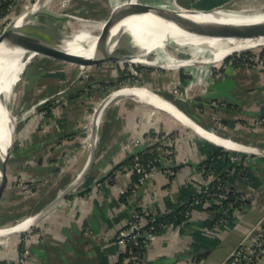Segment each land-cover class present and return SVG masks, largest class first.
I'll list each match as a JSON object with an SVG mask.
<instances>
[{
  "label": "crops",
  "instance_id": "0c3cea01",
  "mask_svg": "<svg viewBox=\"0 0 264 264\" xmlns=\"http://www.w3.org/2000/svg\"><path fill=\"white\" fill-rule=\"evenodd\" d=\"M164 1L184 5V0ZM50 64L53 68L48 71L38 66V72H32L23 107L48 95L63 94L54 98L46 118L35 113L22 121L3 199L10 200L12 190L19 197L15 190L22 182L46 180L50 181L51 201L77 178L90 156L89 116L115 85L113 75L119 71L116 65L94 66L88 70L93 80H80L78 65L54 59ZM142 72L144 86L168 98L200 127L221 138L264 149L263 68L253 69L244 60L228 58L218 73H212L213 80L204 90L193 92L187 90L189 81L179 70L163 73L153 67ZM175 81L184 86L180 94L169 90L168 84ZM169 148L174 149L175 157L167 154ZM149 149L160 156L159 166L146 183L138 184L130 159ZM216 180L243 196L240 209L225 215L222 204L214 199L199 198L189 204ZM188 204L179 220L175 214ZM137 213L156 221L175 216L162 221L143 264H224L244 237L261 233L264 154L215 143L166 109L134 94H123L103 110L90 170L50 211L45 221L49 226L43 228L40 239L27 240V256L31 264H116L133 244L121 242L120 232ZM19 252L18 236L0 238V261H14ZM254 264H264V255Z\"/></svg>",
  "mask_w": 264,
  "mask_h": 264
},
{
  "label": "bare ground",
  "instance_id": "6f19581e",
  "mask_svg": "<svg viewBox=\"0 0 264 264\" xmlns=\"http://www.w3.org/2000/svg\"><path fill=\"white\" fill-rule=\"evenodd\" d=\"M140 1L141 0H114L112 8L115 11L118 8V4L125 6H128V4L132 2L134 5L138 3L142 4V1ZM210 2V7H216L223 3L215 0H211ZM217 2L220 4H217ZM144 3L171 9L179 7L207 8L203 3L192 7L182 4L179 5L176 2L173 3L175 5H171L164 0H146L145 2L143 1V4ZM34 5L30 9H32ZM144 7L146 6L144 5ZM62 12L72 14L73 18L70 20H54L47 15H40L30 21L20 22L19 25L31 26L50 33L68 36L70 37L68 46L73 50L97 48L111 53L118 51L127 31L131 30L135 36L136 47H141L147 54H141L140 57L126 62H130L131 64L140 60L144 62H164L169 70H174L181 66H188L187 72L193 76V79L189 81L187 90H192V92L204 90L209 82L208 76L210 77V68L213 64H221L229 54L236 50L256 47L264 41V38L262 39L263 41H260L258 37L241 36L240 34L211 30L204 25L202 20L194 24L158 23L148 17L150 11L147 7L142 13L130 11L128 13H123L122 17H116L113 14L108 19L79 16L77 12L68 9ZM21 15H23V13ZM222 16L230 19L245 18L246 16L262 17L264 16V1L251 4L241 3L237 6L231 5ZM77 21H81V24L77 25ZM112 23L115 26L110 29ZM26 45V41L13 38L9 40L8 44H6L2 50H0V155L10 143V125H16L17 127V117L13 114L10 106L14 96V88L23 78V73L27 65L40 53L37 52L38 50H29L30 52H27L28 49H26ZM29 46L32 45L29 44ZM186 50L190 53L189 56L182 55ZM151 53L155 55L152 61L150 57H148V54ZM205 63L208 64L204 67L197 66ZM202 70L205 71L202 72ZM123 94H134L140 100L166 109L169 113L171 112L180 118L183 123L185 122L192 125L200 133L214 140L215 143L217 142L230 148H250L238 144L233 140L218 137L214 133L200 127L182 113L180 109L168 100V98L159 92H153L147 86H138L135 84L122 87L112 95V99H117ZM187 97L189 96H186V98ZM112 99L109 100L106 105H108ZM97 108L98 107H96L95 110ZM94 113L89 116L88 140L90 142V149L91 143L95 138L93 129L95 119L97 118ZM102 114L103 112H100L98 122L102 120ZM36 214L37 212H34L24 216L19 223L17 222L11 227L0 226V238L2 234L28 228L36 220Z\"/></svg>",
  "mask_w": 264,
  "mask_h": 264
},
{
  "label": "water",
  "instance_id": "95a60500",
  "mask_svg": "<svg viewBox=\"0 0 264 264\" xmlns=\"http://www.w3.org/2000/svg\"><path fill=\"white\" fill-rule=\"evenodd\" d=\"M234 3V1L223 2L221 5L216 7H195V8H165L151 4H133L130 3L128 6L119 7L114 11V16L122 17L123 13H128L130 11H136L142 13L144 9L150 11L148 17L158 23L170 24V23H185V24H194L199 20H202L205 26H207L211 30L221 31L231 34H240L241 36H253L264 38V16L262 17H253L246 16L245 18L238 19H230L225 18L222 14ZM144 5L146 7H144ZM40 15H47L54 20H70L73 18V15L68 12H62L58 9L50 8L49 4L43 2V0H37L32 9L26 10L23 12V15H17L16 18L12 19L9 23H7L3 30L0 33V50H2L6 44H8L11 39H18L26 41L27 45L25 46L28 49L27 52L38 50L41 54H44L49 57H53L56 60H61L64 62H70L72 64H97L102 62H116V61H131L137 57H140L141 54H147L141 47L135 45V36L134 33L129 30L127 31L121 46L119 47L117 52H108L102 51L100 49H88V50H73L68 46V42L70 37L54 34L47 32L42 29H38L31 26L19 25L20 22L30 21ZM22 18V19H21ZM21 19V20H19ZM115 25H111L110 29ZM12 44V43H11ZM32 45V46H29ZM253 48V47H251ZM239 49L235 52H239L246 49ZM30 50V51H29ZM229 54L228 56H230ZM227 56V57H228ZM151 61L154 59L155 55L153 53L148 54ZM226 57V58H227ZM137 64H142L148 67H160L164 65V62H144L142 60L134 62ZM144 86V85H138ZM113 90L109 94H107L104 99L99 104L98 108L95 110V119L94 122V140L91 143L90 156L89 159L81 171V173L77 176V178L70 183L61 193H59L53 200H51L42 210L37 212L36 220L26 229L31 228L37 221L43 218L49 211H51L58 203H60L64 198H66L69 194L73 192L78 183L84 178V176L90 170L92 163L95 159L96 154V141H97V132H98V116L100 112L102 113L106 104L109 100L112 99V95L121 89ZM153 92L158 93L155 89L150 88ZM113 100V99H112ZM179 109V108H178ZM181 111V110H180ZM182 112V111H181ZM183 113V112H182ZM186 115V114H185ZM187 116V115H186ZM190 118V117H189ZM191 119V118H190ZM9 133L11 136L10 143L8 147L3 151L0 155V202L2 201L5 190L9 181V161L15 155L16 149V141L18 135V129L16 125H10ZM219 137V136H218ZM226 139V138H224ZM241 144V143H238ZM250 148H234L237 150L251 152V153H259L264 154V149L256 148L251 145H245ZM23 230L12 231L9 234H17L18 232H22ZM6 234H2L1 236H5Z\"/></svg>",
  "mask_w": 264,
  "mask_h": 264
},
{
  "label": "rangeland",
  "instance_id": "374dc122",
  "mask_svg": "<svg viewBox=\"0 0 264 264\" xmlns=\"http://www.w3.org/2000/svg\"><path fill=\"white\" fill-rule=\"evenodd\" d=\"M37 0H11L9 4V13L7 16L3 17L0 20V28L1 26H5L7 23H9L12 19L16 18V15L22 14L26 10H29L34 3ZM181 2V0H179ZM201 1V2H200ZM211 0H184L183 4L185 6L186 2L188 4H192L191 6L195 5H200L201 3L206 2L207 4L211 3ZM219 2H228V1H234L232 3L233 6L240 5L241 3H261L264 0H215ZM43 2H46L49 4L50 8L58 9L60 11H66V8H70L72 10H77L78 13L77 15L79 16H84V17H92V18H98V19H108L113 15V8L112 6L114 5V0L107 1L106 0H43ZM217 2V4H220ZM199 3V4H198ZM1 4V0H0ZM216 4V5H217ZM109 7V13H108V7ZM124 5H119L118 8L122 7ZM117 8V9H118ZM123 16V15H122ZM120 17V16H119ZM130 20V19H128ZM77 25L81 24V21L76 22ZM4 28V27H3ZM260 41H263V38H259ZM245 51H252L254 55V60L249 62V61H244L246 62L245 64L253 69H264V41L261 42L259 45L256 47H253L251 49H246L242 50L239 52H245ZM238 52H235L228 56L227 58L224 59V61L221 64H213L210 68L211 73L210 77L208 76V81L209 83L212 82V73H218L219 70L225 65L226 61L228 58H231L234 54ZM45 56V57H42ZM183 56H189L190 53L186 50L182 53ZM46 56L44 54H37L33 60L27 65L25 72L23 73V78L17 83V85L14 88V96L13 100L10 103L11 109L13 114L16 115L17 117V129L20 128L22 121L25 119L30 118L33 116L35 113H38L39 117L41 119L46 118L47 114H50V112L53 110L52 104L55 101V97L60 96L63 94V92H59L57 95L53 96L51 99H49L51 96L48 95L33 105L23 107L25 103H23V94L24 92H27V88L32 84V72L37 73L38 72V66L48 68L45 71L50 70L52 67V64H50L53 59L56 60L53 57H49L50 59L47 61H44L46 59ZM70 63V62H67ZM208 63L197 65V66H206ZM48 65V66H47ZM79 66V71L77 73V76L80 78V80H93L91 77V73L88 71L92 67H103L104 65H109L108 67L110 68V65L113 67L116 65L117 74L113 75L112 80L116 81L115 85H113L111 90L109 91L112 92L115 89H118L119 87H127V86H132V85H143V72L144 69H153V67L149 68L148 66L142 65V64H137V63H130L126 61H116V62H102V63H97L87 65L85 63L81 64H75ZM215 65V66H214ZM217 66V67H216ZM184 67V68H183ZM155 70L156 68H159V70L163 71V73L167 72L168 67L164 64L160 67H154ZM189 67L188 66H181L178 68H175L174 70H179L180 72L183 73L184 76H186L187 81H191L193 77L191 74H185V71H187ZM134 69V70H133ZM136 69V70H135ZM186 69V70H185ZM110 70V69H109ZM205 70H202L204 72ZM77 77V78H78ZM110 77V76H108ZM109 80L111 78H108ZM189 82L186 84V88L188 87ZM170 87V91L174 93H182L184 90V86L182 85L181 82L175 81L173 83L168 84ZM107 93V94H109ZM49 99L48 101L45 102V100ZM104 99V97L98 102V104L94 107L93 113L95 111V108L99 106L101 101ZM32 111V112H31ZM30 112V113H29ZM89 132V131H88ZM20 144L19 140V134L17 135V141L16 145ZM15 193L17 195L20 194L19 197L15 198L14 193L12 190V193L9 192V197L11 199L9 200L8 197L3 199L0 202V226L2 227H11L15 223H19V221L26 215H30L34 212H38L42 210L50 201V181L46 182V180H33L32 182H22L21 185L17 186ZM50 215V211L43 216L39 221H37L31 228L26 229L22 232H18L17 234H12L16 235L20 239V248H23L25 246V243L29 238H35L40 239L41 234L43 232V228H47L49 224H46L45 221L47 220L48 216ZM11 234H6L5 236H2L1 238L7 237L10 238ZM13 239V238H12Z\"/></svg>",
  "mask_w": 264,
  "mask_h": 264
},
{
  "label": "built area",
  "instance_id": "2783aa9c",
  "mask_svg": "<svg viewBox=\"0 0 264 264\" xmlns=\"http://www.w3.org/2000/svg\"><path fill=\"white\" fill-rule=\"evenodd\" d=\"M237 57L241 56V52L236 53ZM235 55V54H234ZM254 55H246L244 61H253ZM235 62L234 58H231ZM246 63V62H245ZM134 70V69H133ZM136 70V69H135ZM61 94V93H60ZM51 96L49 99H51ZM49 99L45 100L48 101ZM32 112V111H31ZM30 113V112H29ZM48 115V112L46 111ZM165 145H169L167 141L162 142ZM145 152L154 154L147 161L140 159L139 154H135L132 159V168L134 173L137 175V183L144 184L146 183L157 171L160 156L155 154L154 149H149ZM167 154L170 157H175V151L172 148H169ZM210 184L204 187L201 193H205L208 197L212 196L210 200H217L221 204L224 201H228L227 205H224V214L229 215L232 211H236L242 207V204H238L240 200H243V196L238 195L236 192L221 187L216 192H211ZM236 194L238 196H236ZM193 202H199V198L196 196L190 204ZM187 213H189L187 211ZM264 219V218H263ZM156 218H147L142 213H137L134 215V220L130 223L127 229H124L120 232L119 240L121 242H132V246L129 252L122 257L116 264H143L144 256L147 250L150 248L154 236L157 234L156 227L154 222ZM147 224V226H146ZM28 249L24 246L20 248L18 257L16 260L3 259L0 261V264H31L28 258ZM264 255V224L261 226L260 235L255 238L246 236L244 237L239 244L231 251L227 260L224 264H254L257 259Z\"/></svg>",
  "mask_w": 264,
  "mask_h": 264
},
{
  "label": "trees",
  "instance_id": "16d2710c",
  "mask_svg": "<svg viewBox=\"0 0 264 264\" xmlns=\"http://www.w3.org/2000/svg\"><path fill=\"white\" fill-rule=\"evenodd\" d=\"M10 2H11V0H1V4H0V20H1L3 17H5V16L8 15V13H9V8H8V7H9ZM252 53H253L252 51H245V52H242V53H241V56H238V57H237V54H235V55H233L231 58H234V59H235V62H240V61H243V60H244V57H245L246 55H251ZM155 154H156V151H155ZM153 155H154V154H150V153H148V152H144V153H141L139 156H140V159H141V160H143V161H147V160H148L149 158H151ZM130 160H131V162H132V159H130ZM206 164H207V162H206ZM222 186H223L222 181H221V180H216V181H214V182H212V183L210 184V190H211V192H216V191H218V189L221 188ZM238 195H239V194H238ZM238 195L236 194V196H238ZM197 197L200 198L202 201H209V199H210L212 196L208 197L205 193H200L199 195H197ZM239 198H240V200L238 201V204H241V203H242L241 197L239 196ZM227 203H228V201H224L223 204H222L221 206L224 207V205L226 206ZM189 204H190V203H189ZM189 204L186 205L184 208H182V210H181L179 213L175 214V215L179 218V220H181L182 218H184V215H185V213H186L185 211L188 210L189 207H190ZM166 217L169 218V220H171V219H174L175 216H173V217H172V215L162 216V217L160 218V220L155 221V222H154V225H155V227H156V231H158V230L160 229V227H161V223H163L162 221H163L164 219H166ZM146 226H147V224H146Z\"/></svg>",
  "mask_w": 264,
  "mask_h": 264
}]
</instances>
